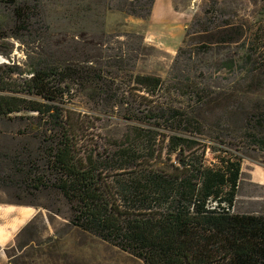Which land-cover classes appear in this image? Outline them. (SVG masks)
Returning <instances> with one entry per match:
<instances>
[{
	"label": "trees",
	"instance_id": "trees-1",
	"mask_svg": "<svg viewBox=\"0 0 264 264\" xmlns=\"http://www.w3.org/2000/svg\"><path fill=\"white\" fill-rule=\"evenodd\" d=\"M153 1L74 0L77 46L74 60H63L47 34L43 0H0V54L12 53L16 41L26 55L22 64L0 63V118L16 114L19 133L39 141L0 152V184L30 195L55 189L69 205L70 225L143 264H264V212L233 210L239 146L223 139L227 127L206 128L201 110L211 95L191 79L197 68L188 53L179 47L170 78L136 72L141 33L122 22L95 37L82 25L90 17L96 23L102 7L147 18ZM258 12L254 22H227L220 41L240 44V53L222 61L225 69L264 77V2ZM100 117L119 120L123 131L88 134ZM247 131L264 148V138Z\"/></svg>",
	"mask_w": 264,
	"mask_h": 264
},
{
	"label": "rangeland",
	"instance_id": "rangeland-1",
	"mask_svg": "<svg viewBox=\"0 0 264 264\" xmlns=\"http://www.w3.org/2000/svg\"><path fill=\"white\" fill-rule=\"evenodd\" d=\"M43 2L47 4L45 22L50 26L47 34L58 48L57 55L63 60H74V47L77 46L74 33L78 30L74 26V0ZM263 2L264 0H174L175 9L183 13L182 18L185 19L183 26L176 28L175 33L181 35L172 36L169 42L165 40L158 44L147 43L143 38L142 54L135 61L136 72L155 74L166 79L172 76L173 60L179 47L188 53L192 59V68H197L190 73L191 79L205 82L211 95V99L201 110L206 128L210 131L220 125L227 127L223 131V139L239 146L237 153L242 157L244 172L241 173L237 192L238 200L234 211L237 213H242L246 205L250 209L248 211H255L264 196V187L251 184L247 175L250 166H264V148L251 143L249 137L246 138L250 136L247 129L259 138H264V121L261 124L255 123L257 118L264 119V77L262 70L251 73V69L247 71L245 67L236 68L234 71L225 69L222 61L232 56L237 57L240 44L220 40L224 37L223 30L227 22L238 25L247 19L254 22L260 18L258 9ZM129 16L118 11H105L102 7L96 23L90 17L82 25L89 35L97 37L103 30L111 32L117 23L125 22L124 18ZM198 20L200 24L196 23ZM121 29L132 31L128 23ZM134 32L142 34L141 31ZM206 47L210 48L207 53L203 52ZM24 49L23 45L14 41L12 53L0 54V63L17 61L22 64L26 59ZM259 61L264 72V53ZM199 71L205 72V78L196 74ZM76 102L77 105L89 106L84 101ZM14 118L16 114L0 118V152L12 154L22 146L35 149L39 141L31 135L19 133L23 122ZM95 126L97 127L90 129L88 134H98L102 138L124 129V124L119 120L107 117H100ZM241 142H245L244 145ZM16 186L15 183L0 184V202L32 203L39 206L54 214L52 220L58 230L43 241L38 239V244H28L9 260L10 264H143L141 260L118 247L70 225L65 218L69 214V205L55 189H41L30 195ZM246 192L253 197H242ZM254 195L259 196L254 198ZM263 212L264 209H259V213Z\"/></svg>",
	"mask_w": 264,
	"mask_h": 264
},
{
	"label": "crops",
	"instance_id": "crops-1",
	"mask_svg": "<svg viewBox=\"0 0 264 264\" xmlns=\"http://www.w3.org/2000/svg\"><path fill=\"white\" fill-rule=\"evenodd\" d=\"M182 14L175 9L174 0H154L147 18L143 20L129 16L125 17L124 21L128 23L130 30L141 31L147 43L158 44L165 40L169 42L172 36L181 35L175 32L178 26L182 27L184 24ZM247 175L251 184L264 187L263 165L250 166ZM254 196L257 198L259 195ZM237 197L238 195L234 211ZM242 197L253 196L246 192ZM244 207L246 209L242 210V213L258 214L259 209H264V196L255 211H248L250 209L247 205ZM53 218L54 214L39 206L0 202V264H10L9 260L28 244H38V239L43 241L56 233L58 227L54 224Z\"/></svg>",
	"mask_w": 264,
	"mask_h": 264
}]
</instances>
